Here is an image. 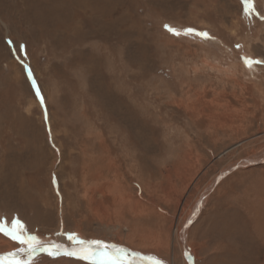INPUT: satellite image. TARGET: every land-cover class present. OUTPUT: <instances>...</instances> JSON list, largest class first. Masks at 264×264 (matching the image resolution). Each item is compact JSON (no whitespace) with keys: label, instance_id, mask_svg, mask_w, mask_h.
Here are the masks:
<instances>
[{"label":"rangeland","instance_id":"rangeland-1","mask_svg":"<svg viewBox=\"0 0 264 264\" xmlns=\"http://www.w3.org/2000/svg\"><path fill=\"white\" fill-rule=\"evenodd\" d=\"M245 59L264 61V0H0V221L130 264H264V63ZM0 236V264L26 256Z\"/></svg>","mask_w":264,"mask_h":264},{"label":"snow or ice","instance_id":"snow-or-ice-1","mask_svg":"<svg viewBox=\"0 0 264 264\" xmlns=\"http://www.w3.org/2000/svg\"><path fill=\"white\" fill-rule=\"evenodd\" d=\"M250 0H243L245 5H248ZM245 13L249 12V8L246 6L244 9ZM165 28L174 35H179L175 29L171 28L168 25H165ZM187 32L193 33L204 39H212L213 37L209 36L207 32H198L195 29H188ZM11 43V41H9ZM239 47V45H237ZM23 49V46L21 47ZM261 64L264 61L260 60H248L245 59L246 66L251 64ZM28 78L32 80V87L35 90V95L41 104L44 103V98L41 94L39 86L37 85L35 79L32 76L31 71H28ZM19 224V221H13L12 227H7L3 221H0V233H3L5 236L10 237L13 241L18 242L21 247H19V253H24L26 259H10L6 261V264H34V258L39 252H46L50 256H59L61 254L66 256L76 257L81 260H88L98 262V264H129L127 261L128 252L123 247L117 245L105 244L103 241L92 240L87 241L78 238L73 233L67 234V240L71 242L72 248L69 249L62 244L50 242L48 244H43L40 240L37 239L34 235H23L20 231L17 230L16 225ZM95 246V247H93ZM135 255V254H133ZM10 257H15L16 253H9ZM159 264V261L157 262Z\"/></svg>","mask_w":264,"mask_h":264},{"label":"bare ground","instance_id":"bare-ground-1","mask_svg":"<svg viewBox=\"0 0 264 264\" xmlns=\"http://www.w3.org/2000/svg\"><path fill=\"white\" fill-rule=\"evenodd\" d=\"M102 158H103V157H102ZM103 159H104V160H103ZM103 159H102L103 162H107V161L109 160V158H107V157H104ZM106 164H107V163H106ZM101 165H102V164H101ZM101 165H100V166H101ZM111 165H112V164H111ZM104 166H105V165H104ZM109 166H110V164H109ZM102 167H103V166H102ZM104 170H105V168H104ZM108 171H109V170H108ZM97 176H99V175L96 174L95 177H97ZM100 176H101V175H100ZM95 177H94V178H95ZM101 180H102V179H101ZM105 188H106V187H105ZM107 189H108V188H107ZM108 190H109V189H108ZM121 228H122V227H121ZM121 228H120V227H105V228H102V230H104L105 232H108L109 236H113V235H116V234L118 235L119 232H123V231H125V232L127 233V229H125V228H124V229H121ZM114 232H115V233H114ZM120 235H121V234H120ZM125 236H126V235H125ZM58 238H59V240H60L62 243H65V241H66V239H67V236L65 235V233H64V234L61 233V234L58 235ZM1 245H5V246H6V245H9V246H10L9 242H7L5 239H3V238L0 236V246H1ZM41 253H42V252H41ZM0 254H1V253H0ZM47 255H48V254H47ZM22 257H23V256H22ZM55 257H56V256H55ZM55 257H51V258H50L49 256H46L45 259L43 258L44 260H42V261H43V262H44V261H49L50 263H53V262H51L50 260L54 259ZM6 259H7V258H6ZM17 259H21V257H18V256H17ZM24 259H26V256L23 257L21 260H24ZM5 261H6V260H5ZM7 261H8V260H7ZM128 262H129V264H130L131 261L128 260ZM46 263H47V262H46ZM43 264H44V263H43Z\"/></svg>","mask_w":264,"mask_h":264},{"label":"water","instance_id":"water-1","mask_svg":"<svg viewBox=\"0 0 264 264\" xmlns=\"http://www.w3.org/2000/svg\"><path fill=\"white\" fill-rule=\"evenodd\" d=\"M133 261V260H132ZM135 264H141V263H139V262H135V261H133Z\"/></svg>","mask_w":264,"mask_h":264}]
</instances>
